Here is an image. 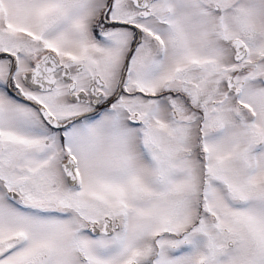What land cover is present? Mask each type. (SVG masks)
Masks as SVG:
<instances>
[{"label": "snow or ice", "instance_id": "6c2138e0", "mask_svg": "<svg viewBox=\"0 0 264 264\" xmlns=\"http://www.w3.org/2000/svg\"><path fill=\"white\" fill-rule=\"evenodd\" d=\"M0 264H264V0H0Z\"/></svg>", "mask_w": 264, "mask_h": 264}]
</instances>
